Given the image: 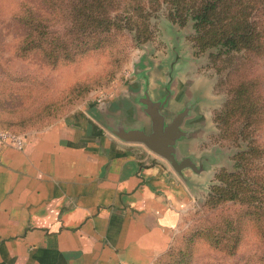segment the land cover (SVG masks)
I'll return each mask as SVG.
<instances>
[{
    "label": "crops",
    "instance_id": "1",
    "mask_svg": "<svg viewBox=\"0 0 264 264\" xmlns=\"http://www.w3.org/2000/svg\"><path fill=\"white\" fill-rule=\"evenodd\" d=\"M139 90L130 83L120 99L22 134V146L0 140V264H155L170 250L216 167L182 176L145 144L118 137L119 126L150 130ZM212 90L193 102L177 144L195 162L212 153ZM193 95L179 88L170 113Z\"/></svg>",
    "mask_w": 264,
    "mask_h": 264
},
{
    "label": "rangeland",
    "instance_id": "2",
    "mask_svg": "<svg viewBox=\"0 0 264 264\" xmlns=\"http://www.w3.org/2000/svg\"><path fill=\"white\" fill-rule=\"evenodd\" d=\"M28 1L34 0H0V128L22 134L43 129L89 103L120 99L128 84H140L144 76L159 82L168 77L172 92L176 87L184 93L192 88L199 98H204L207 84L211 85L214 90L207 106L215 109L208 115L206 128L208 146L219 148L214 176L191 203L172 249L158 264H174L184 252L188 264H264L263 241L249 221L241 222V239L234 252L215 247L207 237L213 225L221 226L225 217L241 209L239 204L210 207L207 202L212 187L222 182L217 178L221 171L237 170L239 148L220 137L214 112L226 102L235 77L231 80L217 71L212 56L218 53L215 47L202 51L197 45L194 22L174 21L160 9L133 31L120 29L99 49L77 53L73 61L53 66L42 53L19 51L25 32L14 16ZM243 72L252 74V69L244 67Z\"/></svg>",
    "mask_w": 264,
    "mask_h": 264
},
{
    "label": "trees",
    "instance_id": "3",
    "mask_svg": "<svg viewBox=\"0 0 264 264\" xmlns=\"http://www.w3.org/2000/svg\"><path fill=\"white\" fill-rule=\"evenodd\" d=\"M160 9L182 24L192 20L200 49L215 47L218 53L212 56L217 71L231 80L235 77L226 102L214 112L220 137L239 148L237 170L221 171L217 178L222 182L212 187L207 202L210 207L239 204L241 209L225 217L219 223L222 228L211 227L209 242L234 252L241 239V222L246 220L264 244V0L28 1L14 16L25 32L19 51L42 53L53 66L73 61L77 53L102 47L118 30L140 27ZM140 33L137 30L138 37ZM244 67L252 69V74H243ZM184 254L174 264H188Z\"/></svg>",
    "mask_w": 264,
    "mask_h": 264
},
{
    "label": "water",
    "instance_id": "4",
    "mask_svg": "<svg viewBox=\"0 0 264 264\" xmlns=\"http://www.w3.org/2000/svg\"><path fill=\"white\" fill-rule=\"evenodd\" d=\"M144 78L145 81L140 83V90L136 92L134 100L136 104L142 105L140 109L150 120V130L119 126L113 132L125 141L145 144L153 152L170 162L173 168L182 176H185L183 175L185 169L200 173L209 169L210 164L216 167L218 147L213 146L211 155H204L199 162H195L192 156L181 157L177 153L178 141L186 134L182 124L189 114L193 102H199L200 98L193 95L182 110L170 113L171 104L177 95L178 88L173 89V92L170 90L168 87L170 79L168 77L161 82L157 81V78H146V76ZM136 79H138L137 74ZM151 81L156 82L159 87L154 93L150 91ZM197 98L199 99L197 100ZM209 184H211V180L207 181L206 188Z\"/></svg>",
    "mask_w": 264,
    "mask_h": 264
},
{
    "label": "built area",
    "instance_id": "5",
    "mask_svg": "<svg viewBox=\"0 0 264 264\" xmlns=\"http://www.w3.org/2000/svg\"><path fill=\"white\" fill-rule=\"evenodd\" d=\"M0 140L14 144L15 146H22L23 144V135L13 134L10 132L0 130Z\"/></svg>",
    "mask_w": 264,
    "mask_h": 264
}]
</instances>
